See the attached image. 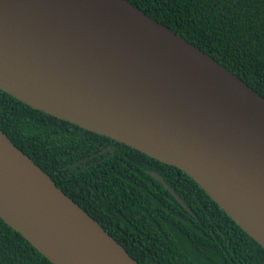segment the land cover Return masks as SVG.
Returning <instances> with one entry per match:
<instances>
[{
  "label": "water",
  "instance_id": "obj_1",
  "mask_svg": "<svg viewBox=\"0 0 264 264\" xmlns=\"http://www.w3.org/2000/svg\"><path fill=\"white\" fill-rule=\"evenodd\" d=\"M0 88L182 169L264 247V96L130 1L0 0ZM0 217L54 264H140L1 128Z\"/></svg>",
  "mask_w": 264,
  "mask_h": 264
},
{
  "label": "trees",
  "instance_id": "obj_2",
  "mask_svg": "<svg viewBox=\"0 0 264 264\" xmlns=\"http://www.w3.org/2000/svg\"><path fill=\"white\" fill-rule=\"evenodd\" d=\"M128 1L264 96V0ZM0 128L140 264H264V247L182 169L1 88ZM0 264L54 263L0 217Z\"/></svg>",
  "mask_w": 264,
  "mask_h": 264
}]
</instances>
